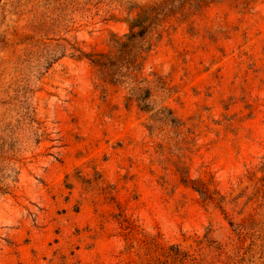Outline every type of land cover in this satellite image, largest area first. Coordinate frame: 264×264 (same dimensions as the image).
<instances>
[{
	"label": "rangeland",
	"instance_id": "374dc122",
	"mask_svg": "<svg viewBox=\"0 0 264 264\" xmlns=\"http://www.w3.org/2000/svg\"><path fill=\"white\" fill-rule=\"evenodd\" d=\"M0 264H264V0H0Z\"/></svg>",
	"mask_w": 264,
	"mask_h": 264
}]
</instances>
